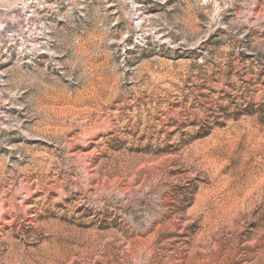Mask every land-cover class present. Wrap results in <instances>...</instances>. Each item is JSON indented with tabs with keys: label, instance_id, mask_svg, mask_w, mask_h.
Listing matches in <instances>:
<instances>
[{
	"label": "rangeland",
	"instance_id": "obj_1",
	"mask_svg": "<svg viewBox=\"0 0 264 264\" xmlns=\"http://www.w3.org/2000/svg\"><path fill=\"white\" fill-rule=\"evenodd\" d=\"M0 264H264V0H0Z\"/></svg>",
	"mask_w": 264,
	"mask_h": 264
}]
</instances>
